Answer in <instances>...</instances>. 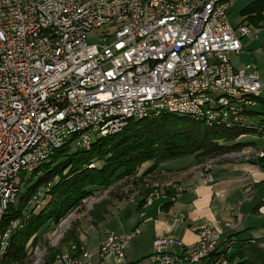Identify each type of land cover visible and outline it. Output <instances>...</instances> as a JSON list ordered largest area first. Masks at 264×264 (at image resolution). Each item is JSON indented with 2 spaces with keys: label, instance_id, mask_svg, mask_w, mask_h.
I'll list each match as a JSON object with an SVG mask.
<instances>
[{
  "label": "built area",
  "instance_id": "built-area-1",
  "mask_svg": "<svg viewBox=\"0 0 264 264\" xmlns=\"http://www.w3.org/2000/svg\"><path fill=\"white\" fill-rule=\"evenodd\" d=\"M232 0H0V264H8L10 237L24 214L5 222L26 174L65 144L89 149L95 138L120 132L131 120L162 113L188 116L226 128L248 125L249 111L264 100V83L253 64L235 68L230 54L245 24L231 25ZM97 35V42H89ZM264 49V42H263ZM264 147L215 155L197 167L210 181L222 160L258 158ZM44 203L41 192L26 206ZM25 213V211L23 212ZM70 215L54 226L49 249L28 245L23 264H93L91 253L68 242L59 249ZM196 245L167 250L173 238L156 237L155 264H227L221 228L194 226ZM135 228L109 233L99 255L121 261ZM99 264H102L99 263Z\"/></svg>",
  "mask_w": 264,
  "mask_h": 264
},
{
  "label": "crops",
  "instance_id": "crops-1",
  "mask_svg": "<svg viewBox=\"0 0 264 264\" xmlns=\"http://www.w3.org/2000/svg\"><path fill=\"white\" fill-rule=\"evenodd\" d=\"M252 1L245 0L237 18L229 22L233 26L240 23L249 26L256 36L243 37L241 50L229 57L235 68L254 63L264 83V11L259 20L240 14ZM249 116L248 125L254 130L231 142L244 143L241 148L245 151L264 147V100L257 101ZM199 162L194 155H187L158 164L144 186L109 204L101 221L94 223L90 216L89 222L76 227L79 244L91 253V262L155 264L151 254L156 237L175 240L167 246L168 251L186 252L198 241L194 226L199 224L212 223L221 228L220 248L228 245V257L245 241L263 239L264 156L222 160L210 169V181L205 180V174L197 167ZM152 164V161L143 163L138 173ZM137 227L139 233L130 239L121 261L111 255L103 259L98 256L100 242L107 234L123 236Z\"/></svg>",
  "mask_w": 264,
  "mask_h": 264
},
{
  "label": "trees",
  "instance_id": "trees-1",
  "mask_svg": "<svg viewBox=\"0 0 264 264\" xmlns=\"http://www.w3.org/2000/svg\"><path fill=\"white\" fill-rule=\"evenodd\" d=\"M263 11L264 0H253L240 14L259 20ZM253 130L250 126L206 125L188 116L162 113L157 117L131 120L120 132L95 138L89 149H72L65 144L26 178L27 188L20 192L17 203L9 207L5 222L22 214L27 218L25 224L11 234L6 255L8 264H23L28 245L38 241L39 230L42 227L46 230L50 225L54 228L91 194L92 188L106 187L114 177L133 176L148 161L153 164L143 174L175 158L194 155L202 161L240 149L244 143L231 142ZM95 161H101L100 166L91 165ZM39 191L44 203L38 208L26 206L27 200ZM109 204L107 200L95 203L90 211L94 223L107 215ZM70 241L79 245L75 227L64 234L63 243ZM222 250L213 256L222 255L232 264H264V238L245 241L229 257ZM57 251L59 249L54 250Z\"/></svg>",
  "mask_w": 264,
  "mask_h": 264
},
{
  "label": "rangeland",
  "instance_id": "rangeland-1",
  "mask_svg": "<svg viewBox=\"0 0 264 264\" xmlns=\"http://www.w3.org/2000/svg\"><path fill=\"white\" fill-rule=\"evenodd\" d=\"M244 3H245V0H233V4L231 3L229 10H228L230 22H233L237 18L239 9ZM87 39L89 42L98 41L97 35H89ZM100 164H101V161H95L91 165L100 166ZM149 167L150 166H148L147 168L149 169ZM138 172L139 171H137V173L133 176L114 177L111 180V183L106 187L92 188L90 191L91 194L85 199H83L82 202L79 205H77L76 208H74L73 210L69 212V213H72V215H70L71 216L70 223H69L67 231L69 229L71 231L74 227L78 228V226H83V224H86L87 222H89L90 211L95 205V203L97 204L102 200H107L110 202V204H112L113 202H115L114 200L118 199L119 197L124 196V195L128 196L135 190L139 189L142 185L144 186V184L147 183V181L151 177L149 175L151 171L145 174H143V172L142 173H138ZM29 175L30 174L25 175L24 183H22L20 186V190H19L20 192H23L27 188L26 178L28 179ZM40 191L42 192L43 190L40 189ZM38 234H39V237H38L37 242H39L42 245V248L49 249V243L51 242L50 240H52V238L55 237L54 228H52L51 225L48 226L46 230L44 227H42V229L39 230ZM63 238L61 240V243H59L60 244L59 251L65 250V247L68 243V242L63 243ZM227 249H228V245L227 247L223 248L222 251L228 257L227 252H226Z\"/></svg>",
  "mask_w": 264,
  "mask_h": 264
}]
</instances>
